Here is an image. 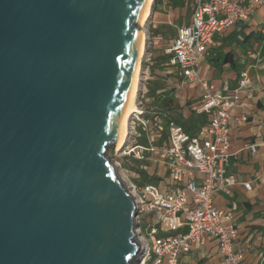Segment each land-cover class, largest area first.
Masks as SVG:
<instances>
[{"label":"water","instance_id":"water-1","mask_svg":"<svg viewBox=\"0 0 264 264\" xmlns=\"http://www.w3.org/2000/svg\"><path fill=\"white\" fill-rule=\"evenodd\" d=\"M148 0H0V264H137L112 152Z\"/></svg>","mask_w":264,"mask_h":264},{"label":"built area","instance_id":"built-area-1","mask_svg":"<svg viewBox=\"0 0 264 264\" xmlns=\"http://www.w3.org/2000/svg\"><path fill=\"white\" fill-rule=\"evenodd\" d=\"M260 2L199 0L191 22L178 29L177 36L165 49L169 65L184 78L200 81L204 88L202 100L194 109L207 115L208 120L196 133L173 119L168 120L166 128L167 116L150 95L154 62L145 41L137 109L117 153L127 161L144 162L139 169L145 173L153 163L165 164L167 180L154 182L150 178L140 185L133 181L127 184L137 207L136 232L143 246L137 264H178L182 254L204 244L208 236L217 239L223 264H246L244 251L235 249L238 230L224 222L230 214L214 199L217 193L231 195L239 184L236 176L227 170L232 155L230 112L253 97L252 78L248 71H243L237 86L225 85L220 91L200 79L198 67L213 44L214 35L225 33L237 21L249 18ZM257 59L261 60L258 56ZM257 147L256 142L245 145L253 155ZM134 174L141 177L140 170L136 169ZM243 185L247 190L252 189L251 182ZM145 216L149 218L146 229L143 228ZM255 264H264V256Z\"/></svg>","mask_w":264,"mask_h":264},{"label":"crops","instance_id":"crops-1","mask_svg":"<svg viewBox=\"0 0 264 264\" xmlns=\"http://www.w3.org/2000/svg\"><path fill=\"white\" fill-rule=\"evenodd\" d=\"M198 1L155 0L145 28L154 62L150 95L166 119L175 120L191 133H196L208 120L207 115L194 109L202 100L204 88L200 81H190L171 67L165 49L177 36L178 29L191 22ZM243 71H248L252 78L253 97L230 112L232 155L227 166L239 184L231 195L217 193L214 200L230 214L224 222L238 230L235 249L244 251V263L255 264L264 256V0L249 18L237 21L225 33L214 35V42L198 67L200 79L220 91L225 85L237 86ZM252 142L258 144L254 155L245 149ZM166 175L165 164L153 163L146 171V181L167 180ZM243 182H251L252 189L247 190ZM148 220V216L143 219L145 229ZM182 230L185 232L187 227ZM223 258L217 239L208 236L204 244L182 254L178 264H223Z\"/></svg>","mask_w":264,"mask_h":264},{"label":"bare ground","instance_id":"bare-ground-1","mask_svg":"<svg viewBox=\"0 0 264 264\" xmlns=\"http://www.w3.org/2000/svg\"><path fill=\"white\" fill-rule=\"evenodd\" d=\"M155 0H148L146 3V7L144 9V13L141 19V24H142V32H141V36H142V42H141V47H140V52H139V56H138V61H137V66L135 69V73L133 76V81H132V86H131V92L129 95V99H128V103H127V107L121 122V126H120V131H119V135H118V140L116 142L115 148L116 150H119L124 142L127 130H128V124L130 121V118L133 114V112L136 111L137 109V105H136V94H137V90L139 87V82L141 79V75H142V58L143 55L145 53V39H146V29H145V23L149 18L150 12H151V7L153 5V2Z\"/></svg>","mask_w":264,"mask_h":264},{"label":"rangeland","instance_id":"rangeland-1","mask_svg":"<svg viewBox=\"0 0 264 264\" xmlns=\"http://www.w3.org/2000/svg\"><path fill=\"white\" fill-rule=\"evenodd\" d=\"M146 23L144 25L145 28H146ZM145 41H146V45H148L147 37ZM164 123L167 128L169 125L168 119L165 118ZM117 152L119 151H117L116 148L114 147L113 152H112V157H113L114 163H116L118 167V172L120 176L123 178V180H125L126 184H129L131 181L137 183L138 185L143 184L146 181V173L139 168L141 166H144V162H137L135 160L127 161L124 158L122 159L121 157H119ZM136 169L141 171V177L135 176L134 173Z\"/></svg>","mask_w":264,"mask_h":264}]
</instances>
